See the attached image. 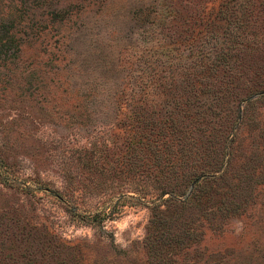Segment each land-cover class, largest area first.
Instances as JSON below:
<instances>
[{
    "label": "rangeland",
    "instance_id": "obj_1",
    "mask_svg": "<svg viewBox=\"0 0 264 264\" xmlns=\"http://www.w3.org/2000/svg\"><path fill=\"white\" fill-rule=\"evenodd\" d=\"M219 2L194 0L201 8L207 6L204 13H211ZM168 3L53 0L59 8L69 9L62 12L61 23L49 24L44 7H37L15 26L18 56L0 59V264H87L88 253L95 251L116 255L112 264H148L143 239L149 207L125 199L109 213L115 202L112 196L120 189L113 174L120 169L121 156L131 154L129 140L138 138L136 111L141 108L115 111L101 106L91 111L89 88L93 76L143 77V82H151L148 97L154 118L173 120L177 126L183 113L214 103L210 97L194 100L180 84L178 61L190 62L186 47L179 57L173 51L159 57L154 49L161 39L153 29L157 22H166ZM0 4L5 14L8 2ZM155 11L160 20L153 21ZM144 13L149 17L140 26ZM194 19V14L186 20L181 17V28H189ZM224 26L219 22L215 33L224 34ZM179 37L177 32L174 40L167 34L164 43L174 44ZM212 42L213 36L199 39L205 59L212 56V51L206 53ZM159 58L166 67L155 73L153 62ZM142 62L147 65L138 70ZM75 65L83 70L71 86ZM243 78L247 81L234 78L231 94L217 106L223 109L220 121L227 131L236 107L242 115L231 128L236 139L227 172L211 186L214 206L221 204L226 191L229 208L218 229L204 222L188 252L165 249L169 264H182L187 258L198 264H264V76ZM159 81L166 82L162 106L154 104L152 84ZM244 94L246 99L238 97ZM140 97L134 92L137 102ZM115 119L120 124L110 123ZM97 185L103 193L91 191ZM97 212L107 215L99 225L88 222Z\"/></svg>",
    "mask_w": 264,
    "mask_h": 264
},
{
    "label": "trees",
    "instance_id": "obj_2",
    "mask_svg": "<svg viewBox=\"0 0 264 264\" xmlns=\"http://www.w3.org/2000/svg\"><path fill=\"white\" fill-rule=\"evenodd\" d=\"M5 1L8 2L5 14L3 5L0 4L1 60L8 56L12 58L11 61L17 58L20 48L15 44L13 30L17 24L25 22L28 15L34 13V9L44 7L43 13L48 16L47 21L51 25L53 22L61 23L62 12L69 10L68 7L59 8L53 4V0ZM39 1L42 2L40 6L37 5ZM169 2L167 10L165 9L166 22L155 23L156 27L153 29L154 35L159 36L161 40L156 42V48L152 45L150 49L154 48L155 51L157 49L161 57V54L166 55V52L169 54L171 51L178 54L186 47L184 50L188 51L184 53L190 58V62L182 64L178 61L180 84L190 91L194 100L210 97L216 99L214 103L183 113L180 117L181 124L177 126L173 120L168 122L162 118H154V110L149 108L151 103L148 97L151 82H143V77L114 79L93 76L89 88L92 90L88 102L91 111H99L97 107L101 106L112 107L115 111L132 109L134 106L141 108L139 112L136 111L139 133L135 134V137L138 138L129 140L131 154L121 156L120 169L113 174L120 182V189L112 196L115 202L110 206L109 213H113L117 204L125 199L149 207L150 215L143 239L148 264H169L168 252L165 251L167 248H174L179 252L187 251L197 242L195 239L199 228L205 221L212 228L218 229L221 215L229 208V201L225 191L221 204L214 206L211 202L215 193L211 189L212 181L224 178L227 172L230 146L236 139L231 128L236 125L237 119L241 120L242 115L240 108L236 107L234 119L227 131V126H221L220 121L224 116L223 109L217 106L220 107L223 99L231 94L234 78H237L238 82L246 80L244 76L248 80L253 76H264V0H220L213 10H209V12L212 10L211 13H204L207 6L201 8L194 0ZM180 6L182 8L179 9ZM183 9L186 10V15L181 13ZM159 13L155 11L153 21L160 20ZM191 14H194L197 20H192L187 26L189 28H181V17L186 20ZM148 17L149 13L139 16L140 26ZM219 22L225 24L224 34L215 33V27ZM138 23L136 22V25ZM179 27L181 30L178 32ZM181 31H188V34L181 36ZM173 32L180 33L179 42L170 45L164 43V37L168 34L172 38ZM212 36L215 42H212V47H208L206 51V53L212 51V56L205 59L201 53L204 49L198 48V42L201 37H204L205 41ZM179 56L180 53L177 57ZM153 63L156 67L153 68L154 72L161 73V68L166 67L165 61L161 58ZM145 64L147 65V62H142L138 70H143ZM73 67L71 86L74 79H78L79 70H83L81 65ZM135 85L136 91L133 90ZM153 86L157 96L154 104L162 106L166 82L159 81L152 84ZM128 89H131V92ZM134 92L141 95L138 102L137 98H134ZM238 97L246 99L245 94ZM110 123L120 124V120L115 119ZM126 181L131 182L129 188H122L125 187ZM91 191L103 193L104 190L97 185ZM55 195L62 198L58 192ZM204 198L205 204L202 202ZM170 209L173 210L170 212ZM188 210L190 213L185 217ZM106 215L107 213L102 215L101 212H97L88 222L99 225ZM76 246L77 244L74 245ZM115 257L116 255L107 251L90 252L87 264H112ZM184 261L182 264H198L193 258ZM172 262L173 260L170 263Z\"/></svg>",
    "mask_w": 264,
    "mask_h": 264
},
{
    "label": "water",
    "instance_id": "obj_3",
    "mask_svg": "<svg viewBox=\"0 0 264 264\" xmlns=\"http://www.w3.org/2000/svg\"><path fill=\"white\" fill-rule=\"evenodd\" d=\"M192 186H193V184H192Z\"/></svg>",
    "mask_w": 264,
    "mask_h": 264
}]
</instances>
